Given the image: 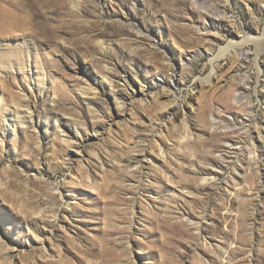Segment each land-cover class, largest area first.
<instances>
[{"label": "rangeland", "instance_id": "rangeland-1", "mask_svg": "<svg viewBox=\"0 0 264 264\" xmlns=\"http://www.w3.org/2000/svg\"><path fill=\"white\" fill-rule=\"evenodd\" d=\"M258 131L264 0H0V264H264Z\"/></svg>", "mask_w": 264, "mask_h": 264}, {"label": "bare ground", "instance_id": "bare-ground-1", "mask_svg": "<svg viewBox=\"0 0 264 264\" xmlns=\"http://www.w3.org/2000/svg\"><path fill=\"white\" fill-rule=\"evenodd\" d=\"M211 17H213V16H211ZM210 23H212L214 26H217V25H219V24H217V23H215V21L211 18L210 19ZM224 28L225 29H227V30H232V25L229 23V22H227V23H224ZM218 28V27H217ZM261 39H262V37H257V36H254V35H246V36H243L240 40H239V42H237V43H239L240 45H242V44H245V43H247V42H249V41H256V42H260L261 41ZM237 43H234V42H229V44H228V46H230V45H235V44H237ZM258 44V43H257ZM242 88H239V90H238V95L235 97V99L236 100H238L239 98H243V96H242V94H243V90H241ZM88 91V90H87ZM173 111V110H172ZM175 111V110H174ZM172 114V113H171ZM170 114V115H171ZM174 115V114H173ZM97 132H98V134L100 133L98 130H97ZM257 138H259V139H262L263 140V142H264V136H262L261 135V133L258 131L257 132ZM252 137L254 138V136L252 135ZM253 138H250L251 139V141H253ZM250 141V142H251ZM99 157V156H98ZM250 157V156H249ZM250 159V158H249ZM138 160L139 159H137V157L136 156H132V155H128L127 156V158L125 159V163H126V165L127 166H130L131 167V165H134L133 163H134V161L135 162H138ZM102 161V160H101ZM133 162V163H132ZM138 166V165H137ZM236 169V168H235ZM235 171V170H234ZM238 173V172H237Z\"/></svg>", "mask_w": 264, "mask_h": 264}]
</instances>
